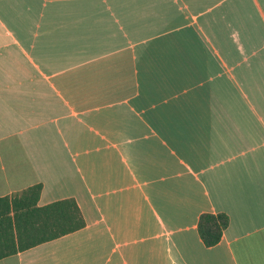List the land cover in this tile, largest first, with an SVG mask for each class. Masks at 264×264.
<instances>
[{
    "label": "crops",
    "instance_id": "crops-1",
    "mask_svg": "<svg viewBox=\"0 0 264 264\" xmlns=\"http://www.w3.org/2000/svg\"><path fill=\"white\" fill-rule=\"evenodd\" d=\"M34 184L84 226L0 264H264V0H0V197Z\"/></svg>",
    "mask_w": 264,
    "mask_h": 264
},
{
    "label": "trees",
    "instance_id": "trees-1",
    "mask_svg": "<svg viewBox=\"0 0 264 264\" xmlns=\"http://www.w3.org/2000/svg\"><path fill=\"white\" fill-rule=\"evenodd\" d=\"M39 184L18 196L0 197V258L52 240L84 226L78 206L71 198L36 205ZM227 224L224 213H201L197 234L206 247L216 244Z\"/></svg>",
    "mask_w": 264,
    "mask_h": 264
}]
</instances>
